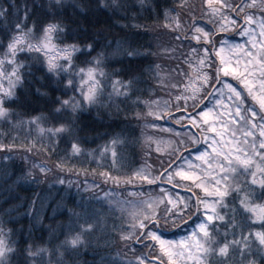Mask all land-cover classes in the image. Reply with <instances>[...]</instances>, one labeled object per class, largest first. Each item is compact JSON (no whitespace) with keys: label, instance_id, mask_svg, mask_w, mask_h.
Returning a JSON list of instances; mask_svg holds the SVG:
<instances>
[{"label":"trees","instance_id":"16d2710c","mask_svg":"<svg viewBox=\"0 0 264 264\" xmlns=\"http://www.w3.org/2000/svg\"><path fill=\"white\" fill-rule=\"evenodd\" d=\"M206 8L204 0H0V60L10 58L8 46L17 36L35 44L46 27L55 25V47L78 49L72 53V66L95 68L100 74L94 102L80 109L73 84L57 70H48L43 52H29L25 46L17 51L14 65L3 64L6 72L18 67L20 82L10 98L2 97L6 115L0 117V237L7 252L0 264H128L148 257L151 243H137L136 229L116 208L118 202L112 205L97 197L106 185L103 177L123 178L139 165L155 163L148 151V123L188 133V124L182 128L166 115L168 110L179 115L176 105L185 100L176 97L189 77L191 50L188 42L181 45L174 37L183 39L193 22L214 30L202 17ZM229 34L227 38L238 39ZM173 78L178 82L174 87ZM159 96L167 102L156 101ZM159 109H165L163 119L149 115ZM57 127L65 131L55 136L48 132ZM191 131L202 135L195 127ZM173 140L176 146L182 143L181 137ZM73 144L78 154L72 152ZM189 144L181 148L185 157L203 149L202 140ZM171 155L162 158L157 174ZM37 165L47 171L42 173ZM233 180L230 184L248 189L253 203H264V189ZM89 183L101 187L85 190ZM163 186L182 193L167 183ZM190 197L189 212L178 225H149V230L166 239L188 234L202 218ZM238 201L239 194L231 192L218 207L225 220L208 226L213 249L209 264H264V246L254 236L243 252L230 244L242 234L264 232V224L251 223ZM224 244H229L227 255H218Z\"/></svg>","mask_w":264,"mask_h":264},{"label":"snow or ice","instance_id":"6c2138e0","mask_svg":"<svg viewBox=\"0 0 264 264\" xmlns=\"http://www.w3.org/2000/svg\"><path fill=\"white\" fill-rule=\"evenodd\" d=\"M217 3L218 0H207L206 11L209 17L214 18V30L206 29L198 22H193L191 27L184 32L183 39L180 35L174 37L180 41L181 45L188 42V47L198 60L205 90L201 93L199 89H193L191 95H177V100L184 99L185 103L176 105L178 116H173L171 110L167 111V115L182 128L186 121L190 122L188 139L184 140V133L177 132L176 134L182 138V143L177 145L168 163L161 165L163 171L155 175L148 173L139 175V178L147 184L160 185L161 193L158 200L147 201L142 218L141 214H137L132 224V227L136 229L137 243L146 241L152 245L148 257L142 258L140 264H154L151 257H155V264H205L204 257L211 251L209 243L212 239L208 225L225 220L223 215L217 214V207L231 192L239 194V207L251 217V223L264 224V203H253L246 187L242 188L238 183L230 184V181H234L232 177L240 169L247 173V185L264 189V17L259 22V36L257 37L253 28L255 16L248 11V9L258 8L264 13V0H259V3L257 0H253L252 3L243 0L239 4L233 0L231 4L221 3L218 7ZM225 8L228 12L224 11ZM231 12L235 15H230ZM241 17L243 23H241ZM55 31L56 26L49 25L35 44L25 39V36H17L8 46L10 58L7 63L14 65L17 51L25 50L26 46L29 52L44 53L49 71L59 66L56 60L67 61L64 70L68 71L71 66L72 53L78 49L71 46V50L65 48L61 54L52 42ZM227 33L245 38L247 46L246 44H230ZM54 51L56 52L55 57L51 55ZM191 62L189 60V63ZM4 63L5 61L0 60V81L7 75L9 86L5 89L0 84V97L10 98L20 78L18 67L13 66L11 72L6 74L2 67ZM80 74L82 83L90 86L87 92L83 91V87L79 90L83 100L91 103L97 91L94 70L89 68L85 72L81 69ZM85 76L87 79L84 78ZM232 81H236L243 92L238 90ZM71 83L68 81L69 85ZM117 83L114 82V87ZM225 90H227L226 93ZM244 93L252 101L251 106L247 104ZM225 94L228 103L224 107L227 111L217 114L208 105L214 100L216 106H221ZM218 96L220 98H217ZM188 100H191L190 105L187 103ZM3 103V99H0V117L6 115ZM68 103V100L63 101L65 105ZM164 114L163 112L149 113V115H154L156 120L163 119ZM217 123L221 127L218 128ZM192 127L197 128L204 135L198 138L197 133L191 131ZM165 130L171 131L170 129ZM40 131L43 132L44 129L40 128ZM63 131H65L63 127L48 129L53 136ZM207 133H211V137ZM229 133L230 137L225 139ZM201 140L209 143L211 148L210 153L205 151L195 157L196 161L203 163L196 165L185 161L187 167L181 166L180 162L185 159L181 148H189V141L192 145H196ZM0 148L3 146L0 145ZM72 152L78 154L79 147L73 144ZM102 175L107 174L102 173ZM177 177L182 183H177ZM136 178V176H131L125 183L135 182ZM164 183L194 197L195 206L203 210L204 220L207 222L199 224L193 234L179 242L166 241L149 230V225L156 227L169 223L178 225L189 212L190 201L185 200L184 195L179 192L173 194L166 190ZM161 204L163 207L158 208ZM253 236L261 246H264V232L259 231L242 234L238 239L234 238L230 244L237 246L243 252ZM125 238L130 239L131 237ZM76 242L75 240L70 241L73 246ZM5 251V241L0 237V257ZM228 251L229 244H224L218 249L217 254L226 256Z\"/></svg>","mask_w":264,"mask_h":264},{"label":"rangeland","instance_id":"374dc122","mask_svg":"<svg viewBox=\"0 0 264 264\" xmlns=\"http://www.w3.org/2000/svg\"><path fill=\"white\" fill-rule=\"evenodd\" d=\"M247 2L248 3H252L253 0H248ZM221 3L229 4L227 0H218V3H217L216 6L218 7L219 4H221ZM257 3H259V0H257ZM204 6L207 7V0H204ZM226 9L227 8H225L224 11L228 12V11H226ZM250 10H256V12L252 11L250 13L254 14V16H255V22H254L253 28L255 29L257 37H258L259 36V22H260L261 18L264 17V14L262 15L260 13L261 11L258 8H254V9H250ZM202 17L206 21L213 23V19L214 18L209 17L208 14H207V11H205V13L203 14ZM216 19H218V17ZM227 35H230V34L227 33ZM237 38H238L237 40H233V39H230V38H227V39H229V43L230 44H246V39L245 38H241L239 36H237ZM246 46H247V44H246ZM57 50H60L61 54L63 53V50H61V49H57ZM69 50H71V49H69ZM51 55L53 57H55L56 56V52L55 51L52 52ZM187 55H188V61L190 59L192 62L191 63H189V62L187 63V67L189 68V70H188L189 77L186 78V80L184 79V84L186 83V86L184 88H182V92L180 91L179 95H183V94L184 95H191L193 89H199V91L201 93H203L205 86L203 85L202 72H201L198 60L195 59V54H193L192 52H188ZM7 60H8V57H6L3 61H5L7 63ZM56 63L59 66L55 70H57L58 72L64 74L68 78V80L72 82V84H73V86L75 88V91L79 94V98H77V100H75V102H74V103H77L78 108L83 109L84 105L92 104L94 102L97 94L100 91V80H99L100 74L97 72V70L95 68H93V70H94V80H95L96 85H97V91H96L94 100L91 103H88V102H85L83 100V96L81 94V91L79 90L81 87H83V91L87 92L88 87L90 86L88 84H83L82 83V80H81L82 76L80 74V70L81 69H77V68L73 67L72 63H71V66L69 67L68 71H65L64 69L67 66V61L56 60ZM12 68L9 69L8 72H6L5 70H3V71L7 74V73L11 72ZM83 70H85V72L87 71V69H83ZM198 73H201V74L198 75ZM173 74L176 75L177 71H175V72L173 71ZM178 74H179V72H178ZM180 76L181 75L179 74L178 75V79L182 78V76H181V78H180ZM84 78L87 79L86 76ZM170 83L174 87L175 84L178 83V82H177L176 79L173 78V79H170ZM0 84H2L5 89L8 88L9 83H8V76L7 75H5L4 79L2 81H0ZM233 85L234 86L237 85L238 87L237 86H235V87H237L238 90H241V92H243V89H240V87L236 83V81L233 82ZM226 91L227 90H225V93H226ZM217 98H220V97L218 96ZM244 98L247 101V104L249 106H251L252 105V101L247 98L246 93H244ZM0 99H2V97H0ZM160 99L164 100V101H162V103L167 102L162 96H159L156 101H160ZM227 103H228V99H227V95L225 94L223 99H222V105L221 106H216L214 100L211 101V103L208 106L212 107L213 111L218 114L221 111H225V112L227 111V108L224 107V105H226ZM154 104L161 105L158 102H156ZM162 106H164V108L167 109V106L165 104L164 105L162 104ZM256 107H257V110H259L258 109V105H256ZM165 109H159L156 112H153L154 110L153 111L151 110V112L152 113H160L161 111H163ZM153 117L155 118L154 115H153ZM189 123L190 122H187V121L185 122V124H188V125H189ZM147 126L152 131V133L147 137V139L151 143V146L150 147L146 146V147L151 148V151L148 148H146V149H148V151L151 152L154 155V160H155L154 162L155 163L152 164V162L148 161V162H146V163H144L142 165H139L135 170H133L131 172V174H128V175H126L123 178H113L112 176H109V177H112V179H109V177H103L102 181L106 185H104V189L102 188L99 191L98 197H97L98 198L97 200L103 199V200L107 201L108 203H110L112 205H114V202H118L117 205H115L116 208L120 209L121 211H123V212H125L127 214L128 218H130L131 224H133V221H134V219H135L137 214H141V218H142V213H143V211L146 208L145 204L147 203V201H149L151 199L158 200L160 195H161L160 186L159 187H154L153 186L154 184L150 185V184L145 183L143 180H141L139 178V175L140 174H144V173L153 174V175L157 174L158 170L160 169V161H163L162 158H164V156L170 155V153H173V148H174V150L177 148L173 138L175 136H178L179 138L181 137V136L176 134L178 131H174L173 132L170 128H165V127H161V126L158 127L156 125L149 124V123L147 124ZM216 126L218 128L221 127V125L219 123H217ZM165 129H170L171 131H166ZM171 132H173V133H171ZM166 133H168V136H166ZM174 133L176 135H173ZM160 134H163L164 137H162ZM187 134L188 133L184 134L185 136L183 137V139H188V135ZM202 135H204V133H202ZM207 135L209 137H211L212 134L211 133H207ZM229 137H230V133H229L228 136L225 137V139H228ZM189 143H190V141H189ZM201 147H203V149L200 150L199 152L192 153L190 156H186V157L184 156L185 159H184V161L180 162V165L183 166V167H187V164L185 163V161H187V163H190V164H196V165L202 164L203 162L196 161L195 157L200 155L202 152H205V151L210 153L211 152V148L209 146V143H206L204 140H202V146ZM225 150H227L226 147H225ZM103 155L104 154L102 152L98 156L99 159H102ZM149 155H148V157H149ZM37 166L40 167V170H42V169L44 170L43 172L41 171L42 173H45L47 171L45 166H41V165H37ZM131 176H136L137 177L135 179V182L125 183V181H128L129 177H131ZM235 178H240L242 180H246L247 181V173L245 171H243V170L238 169L236 174L232 177V179H235ZM176 181H177V183H182V182L179 181L178 177L176 178ZM100 187L101 186H97V185H95L93 183H89L87 185V187L85 188V190H94V188L97 189V188H100ZM166 190H168V189H166ZM168 191L173 193V194L178 193L176 191H174V192L170 191V190H168ZM95 192H97V190H95ZM179 194H182V193L179 192ZM183 195H184L183 198L185 200L190 201L191 197H190L189 194L188 195L187 194H183ZM165 203H166V201H165ZM223 203H224V201H223ZM222 204H220V205H222ZM220 205H218V207ZM162 207H163L162 204L158 206V208H162ZM218 207H217V214H218ZM189 209H190V204H189ZM199 213H201L200 215L202 216L200 222L197 223L196 227L194 229H192L188 234H185V235L180 236L178 238L166 239V238L161 237L159 235V233H157V232H155V233L158 234L164 240L169 241V242H172V241L179 242V241H181L183 239H186L187 237H189L191 234H193L195 232V230H196V228H197V226L199 224H202V223L206 224L207 223L204 220V214H203V210L202 209H199ZM127 221H129V219ZM169 224L167 226L170 228ZM5 246H6V244H5ZM210 246L211 245L209 244V248L211 249V251L209 252V254L207 256L204 257L205 264H209V259L211 258L212 254H213V251H212L213 249ZM6 252H7V247H6V251H5L4 255L2 257H0V262L3 261L6 258ZM140 261H141V258H138L136 263H135V261L130 260L128 262V264H134V263L135 264H140ZM123 264H127V263L124 262Z\"/></svg>","mask_w":264,"mask_h":264}]
</instances>
